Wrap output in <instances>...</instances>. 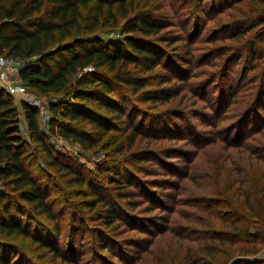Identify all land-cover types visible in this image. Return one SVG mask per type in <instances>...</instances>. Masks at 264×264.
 Returning a JSON list of instances; mask_svg holds the SVG:
<instances>
[{"label": "trees", "instance_id": "trees-1", "mask_svg": "<svg viewBox=\"0 0 264 264\" xmlns=\"http://www.w3.org/2000/svg\"><path fill=\"white\" fill-rule=\"evenodd\" d=\"M0 55L25 63L29 91L57 97L45 130L39 108L0 88V264H44L48 255L82 264L86 232L94 245L88 264L143 263L170 230L171 191L218 142L223 152L246 153L249 169L204 197L203 211L219 226L207 225V245L187 252L186 264H264V0H0ZM211 57L222 65L199 78L195 68ZM239 96L245 108L220 125ZM117 131L125 141L109 151ZM50 135L108 158L93 171ZM31 143L45 171L36 169ZM68 209L75 237L65 250Z\"/></svg>", "mask_w": 264, "mask_h": 264}, {"label": "rangeland", "instance_id": "rangeland-1", "mask_svg": "<svg viewBox=\"0 0 264 264\" xmlns=\"http://www.w3.org/2000/svg\"><path fill=\"white\" fill-rule=\"evenodd\" d=\"M214 26L215 24L213 22H210L208 24L209 28ZM113 34L114 33L109 32L103 35L113 36ZM206 35H207V31L203 33L202 38L204 39ZM200 42L201 41H198V44H196L198 48L202 49L203 47L205 49V47H212L211 45ZM216 64L222 65V61H217L215 60V58L211 57L209 64H207L206 66L195 68V73H197L199 78H205L208 75L207 73L211 71H215L217 69L215 66L212 67V65H216ZM241 70H242L241 64H237L232 72L234 77H237V75H239ZM198 81L199 79L196 78H191L189 80V82L193 83L194 85L197 84ZM29 92L34 96V99L36 98L40 100L41 104L44 106L45 114L43 115L40 113L39 119L42 128L48 130L46 123L49 120L50 116L52 115L51 111L49 110V107L51 106L52 102L57 99V97L54 96L49 99L39 98L34 91L30 90ZM244 93L245 90L242 91L241 95H244ZM244 97L245 96H239L237 100V105L235 106L233 105L231 107L230 113L226 118L227 120L224 121V123H220V125L225 126L228 123H230L233 118L234 119L236 118L234 117V115H238L245 108L243 104ZM15 98L17 101L22 100V98L19 96H16ZM204 128L207 127L204 126ZM22 129L24 136L27 137L28 140H30L29 131L24 122L22 124ZM114 133L117 134H110L109 136L112 137L110 143H112L113 145L110 146L109 151L112 150V147L119 145L120 143H123L125 141V136H123L120 132L117 131ZM50 141L56 147V149L63 152L64 154L74 155L75 157H79V160L82 163V165L93 171H97V164L99 162L104 161L108 158L107 157L108 151L107 150L105 151L102 148L86 151L83 150L77 144L63 140L60 137L51 136V135H50ZM164 144L169 145L170 143L165 142ZM155 145L156 144L153 142H150L148 144L147 142L144 143V146H149L150 148L155 147ZM171 145H175V144L171 143ZM253 145H255V142H253ZM36 148H37L36 144L31 143V150L33 152L36 151L35 150ZM223 149H224V144L222 142H218L216 145H211L205 148V150L200 152L198 157L194 159L192 164L193 166L191 165L190 166L191 168H189L190 176L182 180L181 187L177 192L171 191V197L175 196L176 198L175 200L169 203L170 208L167 212V215H165V217H168L169 220V223L166 224L170 228L169 232L166 233L164 238L161 237L159 238L157 236L158 238L157 237L155 238L156 240L154 241V244H152V246H148L149 248L151 247L150 254L148 256H146V253L142 254L143 258L146 256L143 263H141L142 261H138L135 262V264H186L185 257L187 256V252L191 250L189 253L195 255L199 245H207L208 239L211 237V235L209 234L211 233V229L207 228V225L213 223L216 226V228H218L219 223L218 221H216L215 218L208 216V213L203 211L202 208L205 203L204 197L206 195L208 196V194H210L211 191H216V189L218 188H223V186L220 187L218 186L219 182L224 180L225 183L227 182V184H230L236 177L235 173H237V169L238 170L249 169V163L247 161L246 153H240L234 149H229L223 152ZM36 155H37L36 156L37 159L35 161L36 169L40 170L41 168L45 171L47 168L44 165L42 154L37 152ZM191 178H194L195 181H197L198 178L200 179L199 184H201V186L198 189L195 188L194 185L195 182L194 180L191 181ZM206 189L208 192L207 194H204ZM192 199H199V200L193 202ZM74 201L78 203L79 201H81V198L76 197ZM190 201H192L191 202L192 206L191 205L187 206V203H190ZM61 209L62 206L59 204L57 211L60 212ZM62 223L64 225V230L62 237L60 239L61 240L60 243L62 248L67 250V246L72 244L71 241L74 240L75 237V233L72 231V226H71L73 223L71 209H68L64 214L62 218ZM92 225H94V223H91V226ZM176 231L177 233L178 232L180 233L179 235L188 233L189 235L186 237H189L190 240L178 239L177 238L178 236H176L175 233ZM76 237L77 240L74 243L75 244L74 250L78 249L79 245H81V236H79L80 237L79 238L76 235ZM82 241L86 243L84 245L85 247H83L86 254L82 256L83 259L81 260V263L88 264L89 263L88 261L92 258L93 255L92 247L94 245L92 240V233L86 232ZM223 248L224 247H222V249ZM74 250L73 252L69 251V254L74 256L75 253ZM228 250H231V247L226 246V248H224L221 251L229 252ZM39 253L40 252L35 253V255H38ZM258 258L259 259L264 258V250L262 251L261 255ZM232 259L233 257L231 258V260ZM41 261L44 264H68V263H62L59 260L54 259L52 255H48L47 258L42 259Z\"/></svg>", "mask_w": 264, "mask_h": 264}, {"label": "built area", "instance_id": "built-area-1", "mask_svg": "<svg viewBox=\"0 0 264 264\" xmlns=\"http://www.w3.org/2000/svg\"><path fill=\"white\" fill-rule=\"evenodd\" d=\"M24 62L13 59L8 56L0 55V82L10 95L21 97L25 102L40 109L41 114H45L44 106L40 100L34 99L20 77V70L24 66Z\"/></svg>", "mask_w": 264, "mask_h": 264}, {"label": "crops", "instance_id": "crops-1", "mask_svg": "<svg viewBox=\"0 0 264 264\" xmlns=\"http://www.w3.org/2000/svg\"><path fill=\"white\" fill-rule=\"evenodd\" d=\"M2 87V83L0 82V88Z\"/></svg>", "mask_w": 264, "mask_h": 264}]
</instances>
